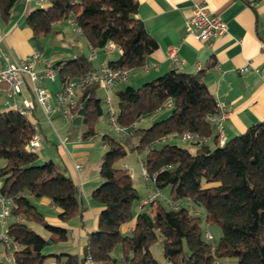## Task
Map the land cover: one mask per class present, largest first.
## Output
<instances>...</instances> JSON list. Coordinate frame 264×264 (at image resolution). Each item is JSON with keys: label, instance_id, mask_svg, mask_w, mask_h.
Masks as SVG:
<instances>
[{"label": "trees", "instance_id": "obj_1", "mask_svg": "<svg viewBox=\"0 0 264 264\" xmlns=\"http://www.w3.org/2000/svg\"><path fill=\"white\" fill-rule=\"evenodd\" d=\"M19 1L0 0V16L6 20ZM137 7L136 0H50L46 7L29 12L26 22L33 35L41 38L54 33L55 23L74 18L93 51L108 43L119 48V59L108 62L109 67L129 71L143 67L158 48L137 18ZM51 67L61 83L94 69L86 56ZM114 100L121 138L103 136L102 182L92 194L102 210L81 256L46 253L50 244L68 240V230L48 224L33 204V200H50L60 210L58 219L67 223L85 210L78 187L61 165L53 160L38 163V154L26 148L35 133L30 119L16 109L0 112V161L4 163L0 166V199L8 202L6 234L17 245L15 264H47L49 259L54 264H84L87 257L97 264H159L150 251L159 239L168 264H264V124L218 145L209 122L217 113L216 100L201 72L172 69L139 87L116 90ZM83 103L81 122L88 128L82 139L88 141L95 135L92 120L102 115L103 98L97 85L81 91L79 106ZM165 106L169 116L147 128L140 126ZM184 132L212 137L215 145L191 143L196 148L192 154L162 142L164 137ZM133 151L145 154L141 163L148 180L158 192L169 188L168 202L180 204L179 208H166L156 199L148 209L133 214L139 196L127 169L118 164ZM132 221V231L124 233L123 226ZM32 223L41 225L48 239L37 234ZM204 224L221 229L218 242L205 239Z\"/></svg>", "mask_w": 264, "mask_h": 264}, {"label": "crops", "instance_id": "obj_2", "mask_svg": "<svg viewBox=\"0 0 264 264\" xmlns=\"http://www.w3.org/2000/svg\"><path fill=\"white\" fill-rule=\"evenodd\" d=\"M136 1L137 18L143 23L147 33L157 41L158 48L145 59L143 67L129 70L127 81L119 84L115 91L126 86L139 87L172 69L188 74L201 72L206 88L216 101L224 105L227 112L228 116L224 123L227 141L245 133L256 124H264V54L260 50V44L264 42V0ZM49 2L50 0H42V3L39 0H20L6 20L0 16V61H3L5 57L20 61L31 57L34 53H39L41 63L36 65L35 69L42 71L45 62H49L52 66L62 60L78 56H86L90 59L93 53L95 59L90 61L94 69L119 59V50H113L109 54H105L102 50L92 52L85 39L82 41L85 42L83 46L78 42L74 46L75 49L72 47V51L68 50L56 55L51 53L50 48L44 51L41 38L48 36L36 38L27 25L26 16L37 8L46 7ZM194 4L203 5L210 15L219 17L226 25V33L206 42L188 35L186 23ZM67 20L70 23V19ZM63 22L54 24L53 33L62 41L69 33V31L61 30ZM74 34L84 38L80 34L75 32ZM171 49L177 50V59L180 62L177 67L171 64L168 57ZM247 65L249 69L240 73L239 69ZM100 96L102 98L105 96L101 89ZM23 101L33 102L28 88L25 87L21 95L14 99L9 95L8 88L0 85V112L13 109L15 105L21 106ZM36 121L39 126V120L36 119ZM39 134L42 148V138L46 139V136L40 126ZM48 137L49 141L55 139L54 135ZM88 145L82 138L78 141L74 139L72 142H69V138L66 141L61 140L54 148L56 157L62 164L55 162L54 154L50 149H45L44 154L41 155V160H53L65 169L67 175L78 187L80 203L85 208L81 215L72 219L77 220V223H72L70 226L68 223L70 224L71 220L62 223L56 216L54 226L66 228L68 240L64 242V245L60 243V249L59 244H50L46 250L47 254L57 253L63 248L61 246H64L66 252L81 256L87 244V235L97 228V217L102 207L93 200L92 194L102 180L99 177V167L98 175L92 177L82 174L89 154L83 148ZM208 145L212 148L215 143L211 140ZM103 147L105 149L104 145ZM3 164L0 161V166ZM76 165H82V168L78 170ZM121 167L126 168V164H121ZM38 202L43 205L49 204L50 209L58 213L50 200L45 198L33 200L35 207ZM141 209L139 204L136 215ZM134 211L133 209V214ZM132 228L133 221L123 226L122 231L128 234ZM9 251L11 250H6L0 245V263L1 256L10 254ZM116 257L120 259L119 254ZM47 264H54V262L49 259Z\"/></svg>", "mask_w": 264, "mask_h": 264}, {"label": "built area", "instance_id": "obj_3", "mask_svg": "<svg viewBox=\"0 0 264 264\" xmlns=\"http://www.w3.org/2000/svg\"><path fill=\"white\" fill-rule=\"evenodd\" d=\"M42 3V0H39ZM73 2H79L73 0ZM70 24L75 33L80 34L74 18H70ZM187 34L193 36L195 39L206 42L216 39L224 35L227 31L225 23L216 16L210 15L208 10L201 4H194L191 9V14L186 23ZM92 50V49H91ZM105 54L111 53L113 50H119L113 43H108L103 49ZM260 50L264 54V42L260 44ZM93 52V50H92ZM168 57L174 67L179 66L180 62L177 59V50L171 49L168 52ZM95 59L94 53L89 60ZM41 63V55L34 53L31 57L16 61L5 57L0 61V85H5L8 88L9 95L16 99L20 96L23 89L26 87L32 94L33 102L23 101L21 106L15 105L13 109L19 111L21 115L30 119L35 133L29 140L26 148L29 151H37L41 148V140L39 134L38 122L34 118V110L39 106L42 113L49 123H51L50 115H58L63 117L66 121H73L77 116L74 110L80 109L79 98L80 93L90 85H97L99 89L103 90L105 96L103 103L108 109V119L114 129L120 133V129L116 125V110L113 107L112 99L113 92L116 87L127 81L128 70L113 69L108 65H102L99 68L93 69L84 76L61 83V87L55 94V104L50 103V93L46 90L44 80L54 81L55 70L51 67L49 62H45L42 71L35 69L36 65ZM249 66L239 69L240 73L246 72ZM36 103V105H35ZM217 113L209 118L210 125L214 129V135L217 138L218 145L222 146L227 142L224 134V123L227 119V112L224 105L216 101ZM33 117V119H32ZM68 137L64 139L66 141ZM174 139L189 143H203L207 144L212 140V137H201L197 133L184 132L182 134L170 135L162 138V142H171ZM142 164V163H141ZM82 165H76V169L80 170ZM143 168V165H142ZM145 179L148 180L147 174L143 168ZM160 196V192L154 191L147 199L141 203V208L148 209L156 199ZM173 209L179 208L180 204H173L168 202ZM141 209V210H142ZM9 216L8 202L0 199V245L6 250H11L12 253L5 257V264H15L13 251L17 249V245L6 234V223ZM204 237L207 241L212 240V234L206 230ZM84 264H97L93 262L90 257L85 259ZM213 264H219L214 262Z\"/></svg>", "mask_w": 264, "mask_h": 264}, {"label": "rangeland", "instance_id": "obj_4", "mask_svg": "<svg viewBox=\"0 0 264 264\" xmlns=\"http://www.w3.org/2000/svg\"><path fill=\"white\" fill-rule=\"evenodd\" d=\"M62 31H69V33L65 36L64 41L59 39L55 34L50 35L46 38H41V44L44 49L51 50V53L53 55L59 54L60 52H67L68 50L72 51V47L76 46L77 43H81L82 46L85 42L84 38L80 37L79 35L74 34L73 27L70 23H68V20H64L62 28ZM75 49V47H74ZM44 85L46 90L50 93L51 99L50 103L51 105L55 104V94L58 92V90L61 87V81L59 78V75H55L54 81H48L44 80ZM115 92H113L114 95ZM113 107L116 108L115 100L113 101ZM36 105V103H35ZM170 109L169 107H164L162 111L159 113H156L150 117H148L146 120L142 121L140 123L141 127L147 128L149 127L153 122L162 120L169 116ZM34 118L39 120V126L42 129L43 134L46 136V139L42 138V148L37 150V154L39 156L38 163H42L46 160H41V155L44 154L45 149H50L52 153L54 154L53 158L55 162L61 163L60 159L56 157V150L55 145H58L61 140H64L66 137L69 138V142L74 141L76 139H81L83 137V134L87 131L88 125L85 122H81L80 125H73L72 121H66L63 117L58 115H50L51 123L48 122L44 114L42 113L39 106H36L35 112H34ZM33 119V117H32ZM91 126L93 128V131L95 132V135L88 141H86L89 145L83 149L87 151L88 154V161L86 162L85 169L83 170L82 174H86L88 176H94L98 175V167L100 164V159L102 158L103 154L105 153V149L103 147V136L107 135L113 138H121V134L117 132L114 127L111 125L108 119V109L107 106L102 103V115L97 116L94 120L91 122ZM54 135L55 139L54 141H49L48 136ZM170 144L177 145L180 148L188 149L192 154L195 153L196 148L191 145L189 142H183L178 139H174ZM145 154L144 153H138L136 151L129 152L123 159L119 161V165L126 164V169L129 174H131L134 187L137 190L139 199L135 200L133 203V209L135 210L134 215H136V208L137 206L143 202L144 199H147L154 191H156L153 182L150 180H146L145 176L143 174V168L141 164V160L144 159ZM62 164V163H61ZM145 197V198H144ZM144 198V199H143ZM46 199V198H45ZM159 201L166 207H169L168 201L170 200V189L164 188L160 190V196ZM39 212L44 216L48 224L50 225H56L53 222L57 218V214L60 212L59 209H57L58 213L56 211L51 210L49 204L43 205L38 202L36 205ZM154 206L152 210L154 211ZM193 212V209L190 210ZM198 213L200 214V217L203 218V211L202 209H198ZM73 219V218H72ZM71 219L70 226L72 223H77V220L73 221ZM30 226L39 234L40 236H43L44 238L49 237V233L45 231V229L39 225L32 223ZM203 230H208L212 234L213 243L218 242L220 236H221V229L216 225H210L206 226L203 225ZM64 245V243L62 244ZM60 244L58 245L59 248ZM59 252H66V248L64 246ZM60 249V248H59ZM150 251L152 253L153 258L159 263V264H168V262L165 260L163 256V250H162V244L161 240L159 239L157 242L153 243L150 247ZM11 253V251H9ZM10 255V254H9ZM7 255L1 256V263L5 264V257ZM119 264V263H117Z\"/></svg>", "mask_w": 264, "mask_h": 264}, {"label": "water", "instance_id": "obj_5", "mask_svg": "<svg viewBox=\"0 0 264 264\" xmlns=\"http://www.w3.org/2000/svg\"><path fill=\"white\" fill-rule=\"evenodd\" d=\"M85 108H86V103H83L81 108L77 112V116L73 119L72 124L73 125H80L82 118L85 116ZM187 264V262H186Z\"/></svg>", "mask_w": 264, "mask_h": 264}]
</instances>
